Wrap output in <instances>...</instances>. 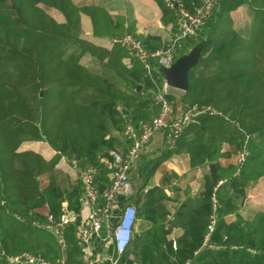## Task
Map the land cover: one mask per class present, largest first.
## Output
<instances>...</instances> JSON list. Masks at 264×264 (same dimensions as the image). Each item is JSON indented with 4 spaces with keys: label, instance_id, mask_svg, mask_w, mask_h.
I'll use <instances>...</instances> for the list:
<instances>
[{
    "label": "trees",
    "instance_id": "trees-1",
    "mask_svg": "<svg viewBox=\"0 0 264 264\" xmlns=\"http://www.w3.org/2000/svg\"><path fill=\"white\" fill-rule=\"evenodd\" d=\"M153 1L162 10V23L178 30L176 11ZM179 1L192 12L202 0ZM243 5L255 13L253 28L256 23L261 30L257 43L253 28L248 37L233 28L231 14ZM83 17L90 20L91 35L84 31ZM127 33L149 51L172 48L175 61L205 42L189 72L188 91L178 101L171 95L167 99L174 115L180 107L194 106L216 114L199 115L171 148L170 155L186 151L194 167L199 160L207 168L201 204L188 201L177 217L185 220V233L176 249L160 236L140 244L134 229L132 244L138 246L118 264H264V211L248 220L239 205L249 182L264 177V0H219L195 36L175 44L156 38L152 45L126 18L110 14L102 0H0V264H12L8 259L23 253L53 264L63 258L66 264L88 263L77 232L85 221L84 185L57 165L64 158L80 171L95 168L102 192L111 185L103 160L111 164V151L127 157L134 146L128 125L140 136V125L158 116L153 96L165 77L156 60H150L149 72L128 48L111 42ZM36 143L57 155L47 161L24 148ZM224 143L231 149L225 163L216 157ZM233 156L237 164L229 161ZM161 162L148 170L149 176ZM66 214L75 224L65 227L63 250L43 225L49 216L60 222ZM102 243L95 239L97 252Z\"/></svg>",
    "mask_w": 264,
    "mask_h": 264
},
{
    "label": "crops",
    "instance_id": "crops-1",
    "mask_svg": "<svg viewBox=\"0 0 264 264\" xmlns=\"http://www.w3.org/2000/svg\"><path fill=\"white\" fill-rule=\"evenodd\" d=\"M102 2L110 14L124 17L129 24L135 25L136 33L151 45L156 38L162 42H172L175 35L180 33L179 28L175 31L173 25L165 26L162 23V10L153 0H102ZM231 16L234 30L242 37L250 36L255 13L243 5L233 11ZM83 28L86 34L91 35L92 26L87 17H83ZM109 44L111 42L107 41L106 46ZM167 92L168 96L171 95L176 100L185 94V92L172 88H168ZM110 135L123 142L118 132L111 130ZM187 138L193 139L194 136L189 134ZM24 148L41 154L47 161L56 156L55 151L45 143H36ZM171 150L166 141L165 131L157 133L148 144L141 147L133 161L131 179L134 190L129 195V199L137 209L135 231L139 226L140 244L144 245L147 237L150 238L151 236L156 239L160 236L161 238L165 237L168 242H172L176 249L177 241L185 233V220L183 218L177 220V217L182 213L181 207L188 201L201 204L207 168L199 160H197V166L194 167L192 165L194 159L186 151L170 155ZM230 150L228 144H221L220 153L216 154L217 159L225 163L227 161L226 155ZM162 159L163 162L149 176L148 170ZM237 159V156H233L229 161L237 164ZM103 163L105 164L103 171L110 182L111 173L109 169L111 164L107 159H104ZM57 168L63 170L71 178L79 179L78 171L80 170L73 168L66 159L62 158ZM263 184L264 177L249 182L247 185L246 197L239 201L240 214L243 218L253 219L258 212L264 211V209H255L257 203L251 195V189ZM149 205H152V209L149 208ZM88 212L89 208L84 205L83 221L86 220ZM253 212L254 214L250 215ZM227 219L232 220L233 218L230 216ZM102 244L103 247L101 248L103 249L101 251L97 252L96 247H94V257L104 255L109 249L112 251V248L106 247L105 243Z\"/></svg>",
    "mask_w": 264,
    "mask_h": 264
},
{
    "label": "built area",
    "instance_id": "built-area-1",
    "mask_svg": "<svg viewBox=\"0 0 264 264\" xmlns=\"http://www.w3.org/2000/svg\"><path fill=\"white\" fill-rule=\"evenodd\" d=\"M166 6L176 11L177 25L179 34L172 40L175 44L188 37H193L212 16L213 10L219 0H202L200 6L195 7L191 12L181 4L179 0H162ZM113 44H118L130 50L131 54L139 61L144 63L145 69L151 70L150 60L157 62L158 68H170L175 63L173 49H158L149 51L146 49L143 41L132 34H126L120 39H113ZM166 82L163 88L154 94L153 100L159 107L158 116L151 122L140 125L138 136L137 131L131 124L128 125L126 134L133 139L134 146L127 157H124L117 151H111V185L103 190H98L96 186V170L88 167L82 172V182L84 185V205L89 208L86 220L77 228L78 238L81 246L85 250L87 264H118L120 257L127 252L132 240L133 232L137 222V209L131 204L129 195L134 190L131 179L133 161L142 146L148 144L151 139L159 132L165 131L167 144L173 148L176 140L180 137L183 130L190 123H197V117L207 112H216L210 107H180L174 115L172 105L168 101V92ZM43 144V143H42ZM57 155V152H54ZM245 154L239 157V162L243 163ZM77 169L75 165L72 166ZM215 201V200H214ZM133 208L134 219L131 225V238L127 243H123L124 234L122 232V219L127 209ZM216 210V201L215 206ZM75 224L74 217L66 214L60 222H57L52 216H49L47 222L43 225L44 229L51 231L58 238L62 249L67 248L65 241V227ZM214 222L210 226V232L213 231ZM104 234L102 235V232ZM100 238L105 246L112 248L104 255L94 257L95 239ZM123 244V246H121ZM12 264H53L39 255L23 253L17 257L8 259ZM58 264H66L65 258Z\"/></svg>",
    "mask_w": 264,
    "mask_h": 264
},
{
    "label": "water",
    "instance_id": "water-1",
    "mask_svg": "<svg viewBox=\"0 0 264 264\" xmlns=\"http://www.w3.org/2000/svg\"><path fill=\"white\" fill-rule=\"evenodd\" d=\"M204 46L205 42L199 43L193 49H191L188 54L178 58L172 65V67H162L160 69L169 88L176 89L185 93L188 91L189 72L198 64ZM122 112L124 113V115H128V111L126 109H123ZM78 176L79 178H81V171H78Z\"/></svg>",
    "mask_w": 264,
    "mask_h": 264
},
{
    "label": "rangeland",
    "instance_id": "rangeland-1",
    "mask_svg": "<svg viewBox=\"0 0 264 264\" xmlns=\"http://www.w3.org/2000/svg\"><path fill=\"white\" fill-rule=\"evenodd\" d=\"M47 12L49 13V15H51L53 18H55L58 21L62 20V16L55 10H51V9H47ZM255 28V29H254ZM254 32L252 33V36H254V40L256 41V43L258 42V40L260 39L261 36V30H256L257 26L256 23L254 25ZM251 195L253 196V198L256 200V210H263L264 209V184L260 185V186H255L253 189H251ZM254 212L250 215H253ZM136 232L139 234L140 233V229L139 226H137L136 228ZM138 246V243L136 241L133 242L131 249H130V254L132 253V250ZM133 259H135L134 257H132Z\"/></svg>",
    "mask_w": 264,
    "mask_h": 264
},
{
    "label": "clouds",
    "instance_id": "clouds-1",
    "mask_svg": "<svg viewBox=\"0 0 264 264\" xmlns=\"http://www.w3.org/2000/svg\"><path fill=\"white\" fill-rule=\"evenodd\" d=\"M134 212L135 210L133 208L127 209L122 219V232L124 234L123 243H127V240L131 238V225L134 219ZM121 246H123V244Z\"/></svg>",
    "mask_w": 264,
    "mask_h": 264
}]
</instances>
